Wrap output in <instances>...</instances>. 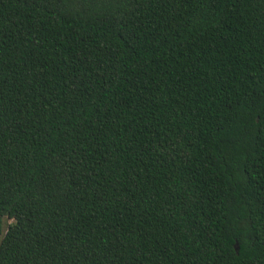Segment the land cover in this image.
Returning a JSON list of instances; mask_svg holds the SVG:
<instances>
[{
  "label": "trees",
  "instance_id": "trees-1",
  "mask_svg": "<svg viewBox=\"0 0 264 264\" xmlns=\"http://www.w3.org/2000/svg\"><path fill=\"white\" fill-rule=\"evenodd\" d=\"M0 264H264V0H0Z\"/></svg>",
  "mask_w": 264,
  "mask_h": 264
},
{
  "label": "water",
  "instance_id": "water-1",
  "mask_svg": "<svg viewBox=\"0 0 264 264\" xmlns=\"http://www.w3.org/2000/svg\"><path fill=\"white\" fill-rule=\"evenodd\" d=\"M236 250L239 251V243H236Z\"/></svg>",
  "mask_w": 264,
  "mask_h": 264
},
{
  "label": "rangeland",
  "instance_id": "rangeland-1",
  "mask_svg": "<svg viewBox=\"0 0 264 264\" xmlns=\"http://www.w3.org/2000/svg\"><path fill=\"white\" fill-rule=\"evenodd\" d=\"M5 222H6V219H5ZM12 221H8L7 223H11ZM6 230H7V227H6Z\"/></svg>",
  "mask_w": 264,
  "mask_h": 264
}]
</instances>
